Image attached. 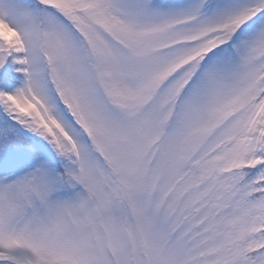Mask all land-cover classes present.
Wrapping results in <instances>:
<instances>
[{
    "label": "snow or ice",
    "instance_id": "obj_1",
    "mask_svg": "<svg viewBox=\"0 0 264 264\" xmlns=\"http://www.w3.org/2000/svg\"><path fill=\"white\" fill-rule=\"evenodd\" d=\"M0 264H264V0H0Z\"/></svg>",
    "mask_w": 264,
    "mask_h": 264
}]
</instances>
